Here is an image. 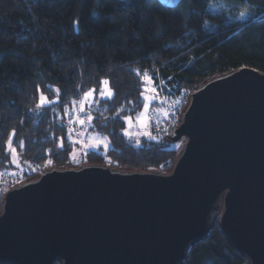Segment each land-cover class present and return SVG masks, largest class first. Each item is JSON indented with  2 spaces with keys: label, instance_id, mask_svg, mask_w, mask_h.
Wrapping results in <instances>:
<instances>
[{
  "label": "trees",
  "instance_id": "1",
  "mask_svg": "<svg viewBox=\"0 0 264 264\" xmlns=\"http://www.w3.org/2000/svg\"><path fill=\"white\" fill-rule=\"evenodd\" d=\"M243 67L264 73V0H183L174 9L156 0H0V174L25 182L36 167H75L68 120L101 80L113 96L86 104L92 119L82 128L111 146L82 154L83 165L168 171L181 144L124 136L126 118L144 106L142 76L162 81L169 98ZM41 93L50 101L42 108ZM183 264L248 263L216 226Z\"/></svg>",
  "mask_w": 264,
  "mask_h": 264
},
{
  "label": "water",
  "instance_id": "2",
  "mask_svg": "<svg viewBox=\"0 0 264 264\" xmlns=\"http://www.w3.org/2000/svg\"><path fill=\"white\" fill-rule=\"evenodd\" d=\"M169 140L181 147L168 171L87 164L11 187L0 264H183L216 226L264 264V73L243 67L199 86Z\"/></svg>",
  "mask_w": 264,
  "mask_h": 264
},
{
  "label": "rangeland",
  "instance_id": "3",
  "mask_svg": "<svg viewBox=\"0 0 264 264\" xmlns=\"http://www.w3.org/2000/svg\"><path fill=\"white\" fill-rule=\"evenodd\" d=\"M122 1L126 2L129 0H122ZM244 19H246V18H243L242 20H244ZM145 75L147 77H151V80H152V76L148 75V73H145L142 76V81L144 80ZM101 87H102V85H101ZM109 87H110V85H109ZM145 87L152 88L153 87L152 82L144 83V88ZM110 89H111V87H110ZM100 90H101V88L99 89V91H95L94 100L90 101L88 103V105L92 104L96 100H101L100 95H99ZM144 93H145L144 97H148L147 101L144 98V104L145 103L149 104V110L147 112V118L148 119L146 121V124L144 126H142L141 123H139L137 120V117L144 112V106H143V109L134 118L129 117L131 120V124L128 123L127 118L125 120L126 128L124 130V136L129 141H134L137 143L142 138L153 137L152 132H151V124L153 122H160L161 123V122H163V120L165 118V113L163 111H161L160 108L156 105L157 99H156L155 94H154V93H156V91L155 92H144ZM78 103L79 104H76V106H75L76 109H75L74 113L71 115V117L68 120V123L70 125L69 127L74 128V125H76L75 129H74L75 134L73 133L74 138H75L74 141L79 144V147H76V149L74 150V152L72 154V159H73L72 160V166H75V167L83 165V163L85 162L84 161L85 159L82 158V156H81L82 154H84L88 151H91V150H94V151L105 150L106 151L111 146L108 138L101 136V135H98V134H91V133L85 132V129H83V128H85L86 126L89 125V120H88L89 114L84 112V111L80 112L79 106L81 104V101ZM79 120L84 121L83 125L78 122ZM77 122L80 125L76 124ZM82 126H83V128H82ZM77 127L82 128V130L79 134L80 137H78V135L76 134L77 133V130H76ZM125 132H128V135H125ZM180 144H181V142L176 143V145H173L172 148L178 149ZM12 158H13L14 162H18L17 156L12 155ZM21 181H23V177L14 171L4 172V174L1 173L0 174V202H1V198H3L5 192L7 190H9V188L17 185V183H22Z\"/></svg>",
  "mask_w": 264,
  "mask_h": 264
},
{
  "label": "built area",
  "instance_id": "4",
  "mask_svg": "<svg viewBox=\"0 0 264 264\" xmlns=\"http://www.w3.org/2000/svg\"><path fill=\"white\" fill-rule=\"evenodd\" d=\"M155 97L157 99L156 105L160 108L161 111L165 113V118L163 122H153L151 124V132L153 138L156 140H163L168 137L174 136L176 129L179 125L182 113L188 102L190 91L181 90L178 94L172 97H167L165 93V86L162 81H159L156 86ZM79 122V121H78ZM76 124H79V123ZM80 125V124H79ZM74 125V129H75ZM80 127H77V135L79 136L81 132ZM43 173V167H36L35 174L38 176Z\"/></svg>",
  "mask_w": 264,
  "mask_h": 264
},
{
  "label": "snow or ice",
  "instance_id": "5",
  "mask_svg": "<svg viewBox=\"0 0 264 264\" xmlns=\"http://www.w3.org/2000/svg\"><path fill=\"white\" fill-rule=\"evenodd\" d=\"M245 15L246 14L244 12H241L240 13V18L241 19L245 18ZM75 23L78 24L79 21H76ZM137 75H140V72H137ZM142 82L143 83L152 82L151 77H147L145 75L144 76V80ZM100 83L102 85L100 93H99L100 98L101 99H110L113 96V92H112V90L109 87V81L108 80H101ZM56 91H57V93L59 92L58 89ZM95 91H96L95 89H91V90H89V91L84 93V95H83V97L81 99V104H80V109H79L80 112L84 111L86 104H88L90 101L94 100ZM155 91H156V89H155L154 86L152 88L145 87L143 89V92H155ZM143 92L141 93L142 96H143ZM144 98H145L146 101L148 100V97H144ZM48 103H50L48 98L43 93H41L40 98H39V102L37 104V107H41V108L42 107H46ZM148 110H149V104L145 103L144 104V112L137 117L138 122L141 123L142 126H144L146 124V121L148 119L147 118ZM91 119H92V117L89 115L88 116V120L90 121ZM127 121H128L129 124H131L130 118H127ZM79 123L83 125L84 121L83 120H79ZM13 135H14V133H13ZM125 135H128V132H125ZM60 145H61V147L63 146V139L62 138H61V141H60ZM7 147L9 149V151L12 152L13 155L16 154L15 148H13L11 146V140H9ZM17 166H19V165H17Z\"/></svg>",
  "mask_w": 264,
  "mask_h": 264
}]
</instances>
